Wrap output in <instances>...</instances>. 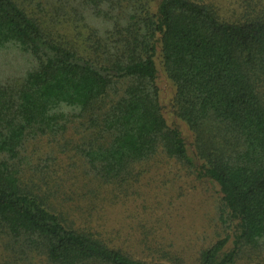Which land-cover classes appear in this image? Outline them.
Returning <instances> with one entry per match:
<instances>
[{
    "label": "trees",
    "instance_id": "trees-1",
    "mask_svg": "<svg viewBox=\"0 0 264 264\" xmlns=\"http://www.w3.org/2000/svg\"><path fill=\"white\" fill-rule=\"evenodd\" d=\"M72 131L112 200L159 154L219 185L223 233L195 264L262 256L264 0H0V264H185L151 245L158 259L137 257L52 202L31 147Z\"/></svg>",
    "mask_w": 264,
    "mask_h": 264
},
{
    "label": "rangeland",
    "instance_id": "rangeland-1",
    "mask_svg": "<svg viewBox=\"0 0 264 264\" xmlns=\"http://www.w3.org/2000/svg\"><path fill=\"white\" fill-rule=\"evenodd\" d=\"M56 9L60 14L66 12L61 6ZM58 31L63 33L64 29ZM161 84L165 112L171 122H179L173 120L170 110L172 87L166 80ZM181 125L190 141V132L183 123ZM69 136H73L71 144L66 136L59 143L44 140L31 149L41 157V168L47 165L55 178L51 179L53 183L48 180L54 192L50 195L52 202L69 220L75 221L76 226L86 227L112 244H121L137 257L158 259V253L151 254L147 249V245H151L181 254L185 264H195L198 251L223 233L224 223L217 208L221 195L217 183L198 179L172 158L159 154L137 165V171H142L140 178L127 191H115L117 199L110 198L114 191L101 189L107 197L103 200L100 192H92L95 183H89L84 171L88 163L76 149L82 134L72 131ZM56 183L61 188H54ZM96 198L100 199L96 207L91 206L89 201ZM41 262L38 258L34 264H43ZM239 263L264 264V254L246 256Z\"/></svg>",
    "mask_w": 264,
    "mask_h": 264
}]
</instances>
